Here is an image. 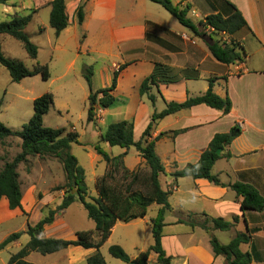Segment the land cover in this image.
Returning a JSON list of instances; mask_svg holds the SVG:
<instances>
[{"label":"crops","instance_id":"1","mask_svg":"<svg viewBox=\"0 0 264 264\" xmlns=\"http://www.w3.org/2000/svg\"><path fill=\"white\" fill-rule=\"evenodd\" d=\"M39 1L35 14L38 15L42 9L51 14L50 3L53 0ZM225 1L172 2L182 8L190 5L191 11L188 16L190 17L192 12L194 17L201 19L194 6L203 7L207 16L221 12L226 6ZM228 1L241 11L248 23V27L235 36L244 47L248 58L232 65H224L215 60L208 48L210 41L208 36H203L202 43L191 48L183 37L188 35L186 33L190 30L183 27L178 20L179 24L173 23L154 6L158 4L149 0H67L69 27L60 36H56V49L61 53L65 51L68 40L76 41L78 36L84 33L85 40L82 46L86 53L92 56L91 63L94 64L95 54L115 58L118 62L114 61L112 71L106 65L100 71L102 75H107L108 82L113 80L111 73L114 75L121 66H126L120 73L117 89L113 93L118 102L111 109L119 112L123 110V120L134 121L136 140L141 138L154 114L146 118L142 127L137 125L140 110L149 109L146 104L149 100L140 96L139 89L142 82L153 73L155 63H161L174 70L194 69L200 72L198 78H183L178 83L161 84L159 89L161 94L154 90V93L158 94L156 104L162 100L166 106L162 96L165 101L178 103L185 102L188 98L202 96L208 91V80L213 76L217 78L214 92L223 98L231 99L233 109L227 115L206 105H200L166 117L156 124L153 131L155 139L161 133L185 130L174 139L166 135L156 143L157 154L166 170L172 169L168 179L162 182L163 189L177 188L172 193L175 194L174 204L169 199L172 209L165 216L166 226L162 240L167 255L173 257L171 264H225L223 257H215L210 243L211 238L215 236L222 244L227 245L238 233L251 235V241L242 245L241 249L243 252L255 251L259 255L260 261H254L252 264H264V211H243L241 204L244 198L238 196L230 187L216 186L208 180H195L190 177L175 182L172 177L173 172L197 163L216 134L227 133L233 126L239 125L242 135L228 148L232 157L217 161L213 174L225 185L237 182L252 185L264 197V0ZM83 3L85 21L80 25L76 11ZM44 32L48 33L49 30L45 28ZM75 48L77 50L78 46ZM50 63L52 65L53 59ZM216 65L223 68L220 73L213 69ZM47 66L51 75L50 81H62L69 72L75 70L76 61L74 59L66 62L64 71L55 73L56 77L53 68L49 64ZM95 78L96 75L93 76V85ZM111 84H105L106 87L103 88L110 87ZM122 107L125 108L121 109ZM111 109L99 111L104 115ZM137 154L136 162L132 167H127L128 169L134 170L145 163L138 152ZM127 160L128 157L125 163ZM63 197L64 193L59 194L58 199L63 200ZM24 203L23 198V208L11 210L9 201L3 197L0 201V226L23 217ZM60 204L56 203V208ZM191 214L198 224H204L207 219L217 218L233 222V218L237 216L239 222L229 231H206L201 227L192 228L179 223L180 219L188 220ZM58 215L55 222L46 227L45 237L62 239L61 232L70 229ZM170 215H174L175 218H171ZM208 226L212 227L213 224L210 223ZM78 232L80 231H71L64 239L75 240ZM14 245L22 246L19 241ZM97 252L96 249L71 247L47 256L32 253L27 261L32 264H87L88 259ZM153 254L155 253H151L150 260L157 263V254L155 258ZM139 256L130 258L135 260Z\"/></svg>","mask_w":264,"mask_h":264},{"label":"trees","instance_id":"2","mask_svg":"<svg viewBox=\"0 0 264 264\" xmlns=\"http://www.w3.org/2000/svg\"><path fill=\"white\" fill-rule=\"evenodd\" d=\"M8 1L0 0V6L6 5ZM66 1L53 0L50 3L52 8L50 26L55 30L57 37L69 27ZM149 1L161 5L183 27L196 36H208L210 38L208 48L219 63L232 65L237 62H243L248 58L244 47L235 39L236 34L248 27V23L241 11L230 1H225L226 6L223 7L221 12L207 15L201 20L200 24L188 16L191 11L190 5L182 8L180 5H175L172 0ZM84 8L85 4L83 3L76 11L80 25L85 21ZM32 21L33 15L17 16L8 22L0 24V64L8 70L13 83H20L26 78L38 75H42L44 80H49L51 77L48 66L38 64L33 69H29L23 62L8 59L3 54L1 38L8 35L19 41L32 59H38L39 48L30 40L26 33V29ZM201 26L206 29L209 26L213 27L216 32L212 35H207L201 30ZM222 33L228 34L231 39L230 44L222 45L220 40L214 39V36L218 38ZM125 67L123 65L118 71L114 72L110 87L95 92L93 90V67L86 69L85 78L90 87V96L88 98L90 122L95 120L97 107L109 110L117 104L118 99L113 93L117 89L120 73ZM189 72L194 73V75H190ZM176 73V70L166 65L155 63L153 73L140 86V96L146 97L155 106L158 94H161L159 90L161 84H174L183 78L191 79L200 76V73L196 74L197 70L194 69L183 70V75L181 76L175 75ZM185 73L187 74L185 75ZM208 81L209 89L205 94L188 98L182 103L165 101L162 96L166 108L161 112L155 111L139 140H136L134 136V121L122 120L109 125L107 130L101 134V143L108 144L110 147H120L127 151L119 156H111L102 146L98 145L95 147L97 153L107 164L106 173L97 180L98 195L96 197L90 196L89 187L86 183V171L72 153V145L79 143V134L68 133L64 135V129H53L46 127L44 124L45 116L55 106L53 94L46 93L34 101V115L21 131L12 130L0 121V144L2 146L5 145L8 139L13 137L22 140L21 153L12 161L6 162L0 169V201L3 197H6L11 210L23 208L24 192L19 166L27 163L29 157H55L59 159L66 176L65 185L58 186L55 189L56 191L65 192L62 203L56 209H50L48 214L35 226H29L26 231L12 233L0 243V251H3L18 242L23 235L27 234L30 236L29 243L16 254L11 255L7 264H32L27 261V258L32 253L47 256L71 247L96 249L98 252L88 259L87 264H107L100 250L110 239L117 223L128 224L139 219H145L148 216L149 208L155 204L159 205L160 209L157 217L151 220L154 244L147 251L142 252L134 261L139 264H148L150 255L154 252L157 254V264H171L173 257L167 255L162 240L166 226L165 216L172 209L169 199L173 192L171 189H163L161 177L166 174V168L157 154L156 143L166 135H170L174 139L184 133L185 130L161 133L155 139H153V131L156 124L166 117L200 105H206L223 112L225 115L231 113L233 109L231 99L229 97L223 98L214 92L217 78L212 77ZM155 89L158 94L154 93ZM2 106L3 101H0V113ZM241 135L242 129L239 125L233 126L227 133L216 134L197 163L189 164L184 169L172 173L174 181L177 182L181 178L190 177L195 180H208L216 186L230 187L238 196L244 198L241 204L243 211L263 212L264 197L254 186L241 182L225 185L217 175L213 174V168L217 161L232 157L228 148ZM132 147L137 150L145 161L146 166L149 168L148 173L143 172L144 170L142 169L129 170L127 168L125 158L128 155V150ZM219 150L222 151L220 155L218 154ZM77 200L83 204L89 219L95 222L98 238L95 239L96 233L91 230L78 232L75 240L45 237L46 227L52 225L56 216L60 212L66 211ZM238 222L239 217L237 216L233 218V222L217 218L207 219L204 224H198L192 214L189 215L188 220H179V223L187 224L192 228L201 227L206 231H229ZM210 223L213 224L212 227L208 226ZM250 241V234L238 233L227 245L222 244L215 236L211 238L210 243L215 257H223L225 264H252L254 261H260L259 255L255 251L243 252L241 249L242 245L248 244ZM109 252L114 258L127 264L134 262L124 248L119 245L112 246Z\"/></svg>","mask_w":264,"mask_h":264},{"label":"rangeland","instance_id":"3","mask_svg":"<svg viewBox=\"0 0 264 264\" xmlns=\"http://www.w3.org/2000/svg\"><path fill=\"white\" fill-rule=\"evenodd\" d=\"M39 3V0H9L6 5L0 6V24L8 22L17 16L33 15V21L27 27L26 33L30 40L39 48L38 59H32L23 45L8 35L2 36L1 38L3 54L8 59L23 62L29 69H33L38 64L41 66H47V64H49L53 68V71H55L54 77L57 76L55 73H62L64 71L65 63L68 61L75 59L76 68L72 72H69L62 81L44 80L42 75H38L26 78L20 83H13L8 70L0 64V101H3L0 121L12 130L21 131L34 115V101L46 93L53 94L55 106L45 116L44 124L49 128L64 129V135L68 133L79 134V143L72 145V153L86 171V183L89 187L90 196L96 197L98 195L97 180L106 173L107 164L97 153L95 147L98 145L102 146L111 156H119L127 151L120 147H110L105 143H101L100 138V134L104 133L110 124L122 121L124 116H122L123 110L119 112L114 111V109H111L107 114L103 115L99 111L100 108L97 107L95 120L93 122L89 121L88 98L90 96V87L86 81L85 73L87 68L93 67L94 75H96L93 90L95 92L103 89V87H106L105 84L110 85L112 83V79L108 82L106 79L107 75H102L100 71L105 65L112 71L113 63L117 60L115 58L103 57L100 54H95L94 64L91 63L92 56H89L82 46L85 40L84 33L80 34L76 41H67L66 48L64 49L66 52H59L55 45V30L50 26L49 12L46 9H42L38 15L33 14ZM154 6L173 23L179 24L177 19L161 5ZM194 10L200 14L202 18L198 19L194 17L192 12L190 18L200 24L201 20L206 17L205 10L203 7L200 8L198 6H194ZM45 28L49 30L48 33L44 32ZM201 30L206 33V28L204 26H201ZM186 34L192 38V41L187 40L191 48L202 43L201 39L203 36H196L191 31ZM214 39L220 40L222 45H228L227 42L231 43L230 37H224L222 35L218 38L214 36ZM76 45L78 46L77 50L75 48ZM51 59H53L52 65L50 63ZM90 64H93V66ZM213 69L216 73H220L223 70V68L218 65L214 66ZM176 72L175 75L177 76L183 75V70L179 69L176 70ZM198 73L200 72L197 71L196 74ZM186 74L187 73H185V75ZM189 74L194 75V73L190 72ZM111 76H113V73H111ZM146 104L149 109L146 111L140 110L139 112L137 125L141 127L144 125L148 116L155 113V111L160 112L166 108L162 100L155 106L150 101H147ZM124 108L125 107H122L121 109ZM21 142L22 140L20 138L13 137L8 139L4 146L0 144L1 168L6 162L12 161L21 153ZM160 151L162 153V150ZM137 155V150L132 147L127 156L128 160L125 163L127 167H132L134 165L133 163L136 162ZM137 169H142L145 173L149 172V168L145 163H142L134 170ZM171 171L172 169L166 170V174L161 177L162 182L168 179V174ZM19 173L24 192V215L19 219L9 221L0 226V243L7 235L26 231L29 226H35L48 214L50 209L56 208V203H62V200L58 199L59 194L64 193L65 195V192L55 190L58 186H63L66 183L63 165L60 160L55 157H29L27 163H23L19 166ZM176 190V187L171 189L172 192ZM174 195L175 194L170 197L171 203L173 204ZM159 208L160 206L157 204L149 208L147 221H145V218L133 221L129 224L123 222L117 224L116 230L100 251L107 264H127L114 258L110 254L109 249L112 246L119 245L123 247L131 257H136L139 256L141 252L147 251L154 244L151 220L157 217ZM58 216L60 219L64 220L70 228L65 232H61L60 235H63L62 239L69 236L71 231L90 230L96 233L94 236L95 239L98 238L96 224L89 219L87 211L80 201L77 200L66 211L60 212ZM170 217L175 218L174 215H170ZM29 241L30 236L25 234L19 240L22 246L12 244L7 249L0 251V264H7L11 255L16 254L22 249L21 247L27 245ZM155 257V254H153V258ZM148 264L157 263L149 259Z\"/></svg>","mask_w":264,"mask_h":264},{"label":"built area","instance_id":"4","mask_svg":"<svg viewBox=\"0 0 264 264\" xmlns=\"http://www.w3.org/2000/svg\"><path fill=\"white\" fill-rule=\"evenodd\" d=\"M214 32H216V30L213 27H210V26L207 27L206 33L208 35H212ZM221 35L224 36V37H229L228 34H226V33H222ZM183 37H184V39H186L188 41H192V39L188 35H184ZM227 44H230V42H227Z\"/></svg>","mask_w":264,"mask_h":264},{"label":"water","instance_id":"5","mask_svg":"<svg viewBox=\"0 0 264 264\" xmlns=\"http://www.w3.org/2000/svg\"><path fill=\"white\" fill-rule=\"evenodd\" d=\"M222 153V151L221 150H219L218 151V154L220 155ZM129 264H139L138 262H136V261H134V262H131V263H129Z\"/></svg>","mask_w":264,"mask_h":264}]
</instances>
